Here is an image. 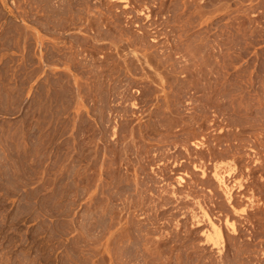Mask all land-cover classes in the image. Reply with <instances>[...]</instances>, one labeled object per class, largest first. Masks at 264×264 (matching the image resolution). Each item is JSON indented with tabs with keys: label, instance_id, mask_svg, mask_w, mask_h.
<instances>
[{
	"label": "rangeland",
	"instance_id": "1",
	"mask_svg": "<svg viewBox=\"0 0 264 264\" xmlns=\"http://www.w3.org/2000/svg\"><path fill=\"white\" fill-rule=\"evenodd\" d=\"M0 264H264V0H0Z\"/></svg>",
	"mask_w": 264,
	"mask_h": 264
},
{
	"label": "bare ground",
	"instance_id": "2",
	"mask_svg": "<svg viewBox=\"0 0 264 264\" xmlns=\"http://www.w3.org/2000/svg\"><path fill=\"white\" fill-rule=\"evenodd\" d=\"M71 3V2H70ZM72 4V3H71ZM65 12V11H64Z\"/></svg>",
	"mask_w": 264,
	"mask_h": 264
}]
</instances>
